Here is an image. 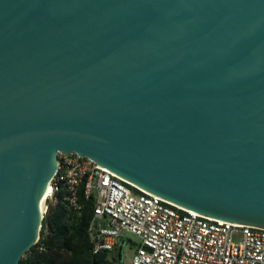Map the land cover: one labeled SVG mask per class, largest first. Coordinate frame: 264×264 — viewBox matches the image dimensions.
<instances>
[{
    "label": "water",
    "instance_id": "obj_1",
    "mask_svg": "<svg viewBox=\"0 0 264 264\" xmlns=\"http://www.w3.org/2000/svg\"><path fill=\"white\" fill-rule=\"evenodd\" d=\"M59 153L264 228V0H0V264Z\"/></svg>",
    "mask_w": 264,
    "mask_h": 264
},
{
    "label": "built area",
    "instance_id": "obj_2",
    "mask_svg": "<svg viewBox=\"0 0 264 264\" xmlns=\"http://www.w3.org/2000/svg\"><path fill=\"white\" fill-rule=\"evenodd\" d=\"M49 187L48 204H56L63 189L76 211L82 208L80 188L92 201L89 236L95 254L112 252L128 233L138 239L129 264H264V228L187 210L90 158L59 153Z\"/></svg>",
    "mask_w": 264,
    "mask_h": 264
},
{
    "label": "trees",
    "instance_id": "obj_3",
    "mask_svg": "<svg viewBox=\"0 0 264 264\" xmlns=\"http://www.w3.org/2000/svg\"><path fill=\"white\" fill-rule=\"evenodd\" d=\"M66 197L67 191L63 189L58 202L48 204L39 243L23 255L20 264H121L126 240H119L112 252L95 254L89 236L94 213L92 201L84 197L80 188L82 208L76 211L68 205Z\"/></svg>",
    "mask_w": 264,
    "mask_h": 264
},
{
    "label": "rangeland",
    "instance_id": "obj_4",
    "mask_svg": "<svg viewBox=\"0 0 264 264\" xmlns=\"http://www.w3.org/2000/svg\"><path fill=\"white\" fill-rule=\"evenodd\" d=\"M124 235L128 238V240L123 246V259L121 264H129L134 256L138 239L128 233H125Z\"/></svg>",
    "mask_w": 264,
    "mask_h": 264
},
{
    "label": "bare ground",
    "instance_id": "obj_5",
    "mask_svg": "<svg viewBox=\"0 0 264 264\" xmlns=\"http://www.w3.org/2000/svg\"><path fill=\"white\" fill-rule=\"evenodd\" d=\"M50 193H51V189L48 186L45 193L43 194V196L41 197V200H40V209L43 213H45V211H46V205H47L46 201L49 198Z\"/></svg>",
    "mask_w": 264,
    "mask_h": 264
}]
</instances>
